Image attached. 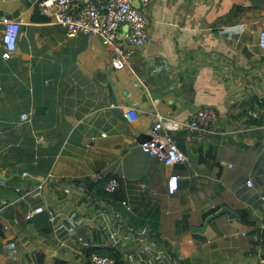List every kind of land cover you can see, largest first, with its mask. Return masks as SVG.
<instances>
[{
	"label": "crops",
	"instance_id": "1",
	"mask_svg": "<svg viewBox=\"0 0 264 264\" xmlns=\"http://www.w3.org/2000/svg\"><path fill=\"white\" fill-rule=\"evenodd\" d=\"M40 1L0 0V264H38L41 255L42 264H90L101 251L124 264H258L264 0H150L149 41L123 68L99 36L68 37ZM2 16L21 22L8 60ZM202 106L217 110L214 132L171 131L183 162L140 148L157 112L187 123ZM90 172L119 186L108 194ZM42 208L50 219L35 229L27 213Z\"/></svg>",
	"mask_w": 264,
	"mask_h": 264
},
{
	"label": "built area",
	"instance_id": "2",
	"mask_svg": "<svg viewBox=\"0 0 264 264\" xmlns=\"http://www.w3.org/2000/svg\"><path fill=\"white\" fill-rule=\"evenodd\" d=\"M139 1L141 7L135 5L134 0H41L40 6L44 13L52 16L65 28L68 37L79 33L86 36H99L103 44L109 48L112 66L123 68L130 63L135 51L149 41L146 8L150 0ZM1 23L3 25L1 57L8 60L15 51L21 22L16 17L2 16ZM259 45L264 48V29L259 32ZM127 114L131 120L137 117L136 110L132 107L127 108ZM20 117L25 120L29 115L24 112ZM217 118V110L212 106L197 108L187 123L171 118L165 119L157 112L153 122L152 136L142 140L139 146L150 156L162 158L165 164L176 165L183 162L186 155L179 148L171 131L187 125L191 129L199 130L200 133L214 132L209 125L216 123ZM88 179L100 182L108 194L114 193L119 186L117 177L106 176L101 172H90ZM178 181L179 175L176 173L168 177V187L171 192L178 188ZM3 182L4 180L0 178V183ZM244 184L251 187L253 181L248 179ZM32 214L33 212L27 213V217L30 218ZM89 262L90 264H116L113 258L97 252L90 255ZM258 264H264V256L259 259Z\"/></svg>",
	"mask_w": 264,
	"mask_h": 264
},
{
	"label": "water",
	"instance_id": "3",
	"mask_svg": "<svg viewBox=\"0 0 264 264\" xmlns=\"http://www.w3.org/2000/svg\"><path fill=\"white\" fill-rule=\"evenodd\" d=\"M134 4L141 7V3L139 0H134ZM110 94H112V90L110 89ZM110 102H112L113 104H115V99L114 97L112 96L110 98ZM111 112H114L115 114L117 115H121L120 114V111L119 108H117L116 106H112V108L109 109ZM225 210V208L221 209L218 213H221ZM216 215H218L216 213ZM212 218V216L210 218H208L206 220V222L199 228V229H203L206 225V223ZM49 219H50V215H49V212L42 208V209H39L37 211H35L32 216H31V221L33 223V226L35 229H41L43 228L44 226H46L49 222Z\"/></svg>",
	"mask_w": 264,
	"mask_h": 264
},
{
	"label": "trees",
	"instance_id": "4",
	"mask_svg": "<svg viewBox=\"0 0 264 264\" xmlns=\"http://www.w3.org/2000/svg\"><path fill=\"white\" fill-rule=\"evenodd\" d=\"M2 237H4V227H3V224L0 223V238H2ZM99 253L102 255H107V256L113 258L115 260L116 264H124L122 259H120V257L118 256V253L106 254V252H103V251H101ZM42 263H43V256L41 255L38 264H42Z\"/></svg>",
	"mask_w": 264,
	"mask_h": 264
}]
</instances>
